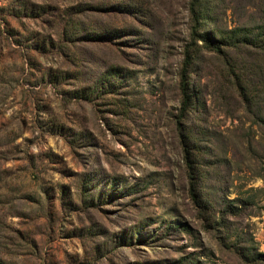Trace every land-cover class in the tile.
Instances as JSON below:
<instances>
[{
    "label": "rangeland",
    "instance_id": "rangeland-1",
    "mask_svg": "<svg viewBox=\"0 0 264 264\" xmlns=\"http://www.w3.org/2000/svg\"><path fill=\"white\" fill-rule=\"evenodd\" d=\"M0 264H264V0H0Z\"/></svg>",
    "mask_w": 264,
    "mask_h": 264
},
{
    "label": "trees",
    "instance_id": "trees-1",
    "mask_svg": "<svg viewBox=\"0 0 264 264\" xmlns=\"http://www.w3.org/2000/svg\"><path fill=\"white\" fill-rule=\"evenodd\" d=\"M195 37H198L199 39H201L202 41H204L207 45V47L209 49H211L212 51H216V52H220L221 51V46L224 45L223 42H217V41H210L208 38H206L205 36H202V35H197V34H194ZM192 60L193 58L189 55H187V58L185 60V64H184V68L187 67L188 68V74L186 77H188V75H190V69H191V65H192ZM186 93H185V97H184V106L186 108L187 105L190 104V97H189V88L186 87Z\"/></svg>",
    "mask_w": 264,
    "mask_h": 264
}]
</instances>
